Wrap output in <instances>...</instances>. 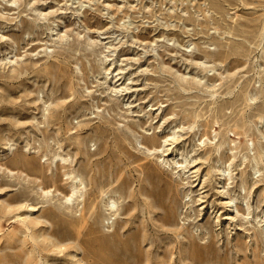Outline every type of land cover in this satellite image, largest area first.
Returning a JSON list of instances; mask_svg holds the SVG:
<instances>
[{
    "label": "rangeland",
    "instance_id": "rangeland-1",
    "mask_svg": "<svg viewBox=\"0 0 264 264\" xmlns=\"http://www.w3.org/2000/svg\"><path fill=\"white\" fill-rule=\"evenodd\" d=\"M0 264H264V0H0Z\"/></svg>",
    "mask_w": 264,
    "mask_h": 264
},
{
    "label": "bare ground",
    "instance_id": "bare-ground-1",
    "mask_svg": "<svg viewBox=\"0 0 264 264\" xmlns=\"http://www.w3.org/2000/svg\"><path fill=\"white\" fill-rule=\"evenodd\" d=\"M150 149H152V152H154L155 150H156V147H155V144L154 143H151V148ZM57 158H59V159H64L63 157H61V156H59V155H57L56 156ZM224 170V169H223ZM71 195H69V196H67L66 197V202L68 203V202H70V200H71V197L74 195V194H76L77 193V187H76V185H73V187L71 188ZM45 194L46 193H48V190H44L43 191ZM110 203H111V205H109L108 204V208L109 209H111L112 207H113V205L115 204V202H114V200H111L110 201ZM23 206H25V207H27V208H29V209H34L33 208V206H30V205H28V204H23V203H20V204H18V206H15L14 208L15 209H20L21 207H23ZM5 211H7V212H9V211H11L13 208H11V207H6V206H4V208H3ZM19 221L21 222V223H23V224H25V225H28V222L30 223H33V222H37L38 220L34 217V218H31L29 215H26L25 217H19Z\"/></svg>",
    "mask_w": 264,
    "mask_h": 264
}]
</instances>
